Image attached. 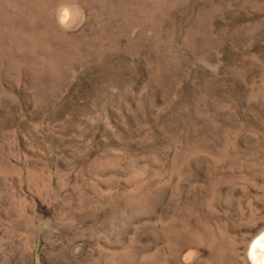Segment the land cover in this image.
<instances>
[{
  "label": "rangeland",
  "instance_id": "1",
  "mask_svg": "<svg viewBox=\"0 0 264 264\" xmlns=\"http://www.w3.org/2000/svg\"><path fill=\"white\" fill-rule=\"evenodd\" d=\"M262 229L264 0H0V264H251Z\"/></svg>",
  "mask_w": 264,
  "mask_h": 264
},
{
  "label": "bare ground",
  "instance_id": "2",
  "mask_svg": "<svg viewBox=\"0 0 264 264\" xmlns=\"http://www.w3.org/2000/svg\"><path fill=\"white\" fill-rule=\"evenodd\" d=\"M248 258L251 264H264V229L258 232L251 241L248 248Z\"/></svg>",
  "mask_w": 264,
  "mask_h": 264
}]
</instances>
